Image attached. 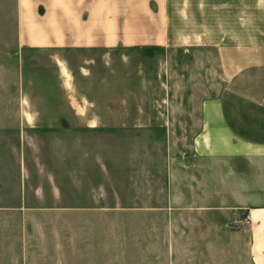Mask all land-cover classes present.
I'll use <instances>...</instances> for the list:
<instances>
[{"label":"crops","instance_id":"crops-1","mask_svg":"<svg viewBox=\"0 0 264 264\" xmlns=\"http://www.w3.org/2000/svg\"><path fill=\"white\" fill-rule=\"evenodd\" d=\"M15 6V31H0V38L13 39L0 41V71H11L21 84L26 59L31 56L28 68L35 66L41 52L50 53L64 82L63 75L74 69L89 75L99 51L147 47L189 59L195 49L214 55L210 63L175 60V76L197 67L219 76L218 85L210 84L203 94L175 89V103L188 102L184 113L175 109V125L167 127L175 133V264L227 262V254L213 257L210 250L213 240L227 246L232 230L246 252L236 256V264H264V0H15ZM81 52L86 54L78 59ZM25 129L5 126L0 132ZM16 145L21 151L24 143ZM27 178L19 177L20 196H44L41 185L29 189ZM48 180L58 201L62 187L54 175ZM75 186L76 202L5 206L27 217L18 256L2 264H82L81 252H93L95 245L100 253L88 264L128 257L132 239L147 226L127 219L125 245L117 246L121 228L114 215L142 207L95 204L99 195L89 191L91 201H84Z\"/></svg>","mask_w":264,"mask_h":264},{"label":"rangeland","instance_id":"rangeland-1","mask_svg":"<svg viewBox=\"0 0 264 264\" xmlns=\"http://www.w3.org/2000/svg\"><path fill=\"white\" fill-rule=\"evenodd\" d=\"M15 8V0H0V31H15ZM98 53L99 61L89 75L83 77L74 69L63 75L65 82L46 52L39 53L37 64L30 68L31 56L26 59L23 84L11 71H0V128H26L24 133L0 132V264L18 256L21 230L26 227L27 215L6 207L76 202L75 185L85 194L84 201H91L89 191L99 195L95 204L142 207L131 213L117 210L114 215L121 228L117 246L125 245L122 228L127 219L147 226L140 240L139 231L132 239L135 246L127 248L128 257L118 255L124 261L116 264H175V133L167 127L175 125V109L184 113L188 105L175 103V89L186 95L196 88L203 94L205 87L219 82L215 71L201 66L175 76V60L181 56L185 63H210L214 55L195 49L189 59L188 54L147 47ZM19 142L24 143L21 151ZM21 174L28 177L26 185L32 191L41 185L44 196H20ZM50 174L63 190L58 201L51 197ZM65 177L79 181L66 183ZM233 231L227 246L213 240L210 250L213 257L227 254V262L211 264H236V256L246 253L236 245ZM98 248L95 245L93 252L85 248L82 264L99 254Z\"/></svg>","mask_w":264,"mask_h":264},{"label":"built area","instance_id":"built-area-1","mask_svg":"<svg viewBox=\"0 0 264 264\" xmlns=\"http://www.w3.org/2000/svg\"><path fill=\"white\" fill-rule=\"evenodd\" d=\"M248 217L246 216L244 219H242V217H240V218H235V221H242V220H246Z\"/></svg>","mask_w":264,"mask_h":264}]
</instances>
